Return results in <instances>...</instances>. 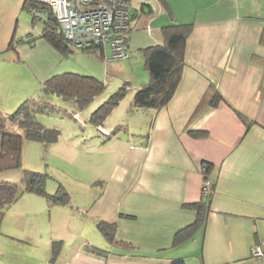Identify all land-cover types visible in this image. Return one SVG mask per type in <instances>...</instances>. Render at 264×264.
Returning <instances> with one entry per match:
<instances>
[{"label": "crops", "instance_id": "1", "mask_svg": "<svg viewBox=\"0 0 264 264\" xmlns=\"http://www.w3.org/2000/svg\"><path fill=\"white\" fill-rule=\"evenodd\" d=\"M129 1L130 64L133 58L143 65L142 47L161 43L164 25L192 23L180 80L165 106L151 108L147 135L131 134L124 142L113 124L99 125L105 138L115 140L109 148L115 157L92 198L89 229L98 230V220L113 221L114 236L134 247L93 232L79 241L21 217L3 221L0 237L30 245L25 251L33 264H168L182 257L186 264H264V0ZM145 69L138 71L136 87L148 80ZM214 89L222 99L212 105ZM233 108L251 119L248 127ZM85 150L103 160L107 140L90 141ZM203 161L211 164L206 219L173 246L174 232L195 218L183 204L201 198ZM54 240H60L55 254ZM253 245L262 249L260 257L252 256ZM68 246L72 250L63 253Z\"/></svg>", "mask_w": 264, "mask_h": 264}, {"label": "rangeland", "instance_id": "2", "mask_svg": "<svg viewBox=\"0 0 264 264\" xmlns=\"http://www.w3.org/2000/svg\"><path fill=\"white\" fill-rule=\"evenodd\" d=\"M42 27V19L33 18L23 6V0H0V111L7 116L22 101L28 100L36 121L59 130L57 140L46 147L39 140L24 138L21 166L0 170V180L16 182L21 190L19 197L5 210L0 226L3 221L11 224L20 217L39 220L83 241L92 232L102 236L96 228L89 229L88 214L92 198L100 193L99 186L104 184L103 179L113 167L115 157V152H109L115 140L105 138L99 125L113 124L117 137L124 142L127 138L131 141V134L147 135L152 107L132 104L128 107L137 88L135 77L144 65H135L136 60L131 57V64L129 58L106 61L97 48L73 46L70 51L61 53L42 36ZM64 71L92 75L104 83V88L79 108L72 98L43 88L45 79ZM123 85L129 87L111 112L100 119L94 110ZM99 139L107 140L108 144L107 157L103 160L96 156L98 152L92 151L89 156L85 150L90 141ZM23 169L47 173L45 188L49 192H54L57 184L62 183L68 192V201L51 205L44 196L23 190ZM28 197L32 200L25 201ZM72 248L61 250L67 254ZM27 249H31L30 245L2 235L0 264H33L26 256Z\"/></svg>", "mask_w": 264, "mask_h": 264}, {"label": "trees", "instance_id": "3", "mask_svg": "<svg viewBox=\"0 0 264 264\" xmlns=\"http://www.w3.org/2000/svg\"><path fill=\"white\" fill-rule=\"evenodd\" d=\"M33 18L38 17L43 21L42 36L61 53L72 49V46L65 39L53 12L49 11L45 18L35 15L31 6L47 7L45 4L35 0H23ZM50 10V9H48ZM192 28V23L171 22L162 27L163 41L142 47L143 65L148 71V80L140 84L132 95L131 104L139 107L161 108L167 104L172 97L180 80L182 68L185 64L184 53L186 39ZM264 43V27L260 37ZM86 48H97L100 54L105 56V47L89 46ZM128 85L121 86L108 99L101 102L93 113H97L103 119L112 110L118 99L125 92ZM43 88L56 92L65 98H72L76 105L81 108L99 94L104 83L92 75H85L73 71H64L49 76L43 82ZM222 99L221 94L214 89L208 102L212 105ZM238 118L249 126L251 119L241 111L233 108ZM193 136H205L206 130H190ZM59 130L54 127L43 126L34 118L32 109L29 108L28 100L22 101L11 113L3 114L0 111V170L19 168L21 166L22 143L24 138L39 140L44 147L57 140ZM203 176L211 164L203 161ZM47 173L37 170L23 169V181L25 191H31L45 197L51 204L64 203L69 199L68 192L62 183H58L54 192L45 188ZM21 190L17 183L7 180H0V221L8 206L17 199ZM184 207L196 211L195 218L188 224L177 229L173 234L172 245L176 246L191 238L195 231L204 224L209 207L206 199L202 197L198 201L187 202ZM97 228L101 234L111 243L122 248H133L134 244L129 241L117 239L114 236L116 223L113 221L98 220ZM60 246V240L52 242V253L55 254ZM168 264H186L185 258L175 259Z\"/></svg>", "mask_w": 264, "mask_h": 264}, {"label": "built area", "instance_id": "4", "mask_svg": "<svg viewBox=\"0 0 264 264\" xmlns=\"http://www.w3.org/2000/svg\"><path fill=\"white\" fill-rule=\"evenodd\" d=\"M47 7L31 6L32 12L42 18L51 11L68 43L73 47L102 46L108 49L105 59H126L129 56L127 35L130 30L131 4L129 0H35ZM50 9V10H48ZM204 163L201 171H204ZM212 185L205 176L201 182V197L208 199ZM258 245L251 254L260 257Z\"/></svg>", "mask_w": 264, "mask_h": 264}]
</instances>
